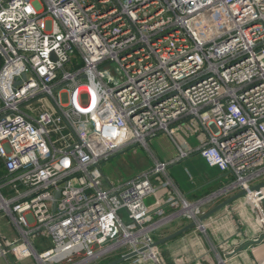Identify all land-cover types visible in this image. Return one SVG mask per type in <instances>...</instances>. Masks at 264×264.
I'll list each match as a JSON object with an SVG mask.
<instances>
[{
	"label": "built area",
	"instance_id": "obj_1",
	"mask_svg": "<svg viewBox=\"0 0 264 264\" xmlns=\"http://www.w3.org/2000/svg\"><path fill=\"white\" fill-rule=\"evenodd\" d=\"M191 120L201 156L232 179L197 200L175 188L176 209L153 221L146 200L155 176L172 184L169 163L118 183L104 165ZM262 182L264 0H0V219L18 233L0 256L101 264L150 246L164 219L204 230L209 205ZM252 195L262 231L227 247L264 264V188Z\"/></svg>",
	"mask_w": 264,
	"mask_h": 264
},
{
	"label": "crops",
	"instance_id": "obj_2",
	"mask_svg": "<svg viewBox=\"0 0 264 264\" xmlns=\"http://www.w3.org/2000/svg\"><path fill=\"white\" fill-rule=\"evenodd\" d=\"M162 137H170L172 139V148L171 150L161 149L159 154L153 150L152 146L157 145ZM203 140L204 133L198 123L194 120L186 121L181 126H178L174 139L170 135L162 133L149 142L148 148L142 146L132 148L137 156L136 158L135 155L132 156V161L137 163V160H141L142 168L140 167L141 170L131 175L122 176V174H117L115 183L152 168L156 160L169 163L167 174L172 184L165 185L168 178L164 174L155 176L153 181L157 190L146 200L152 220L163 219L176 209L174 206L176 202L175 188L189 199L197 200L221 188L232 179L231 175L224 173L219 168L209 166L201 156L199 147ZM138 148L147 150L151 159L145 160L144 157L146 155L141 154ZM179 148L189 153V156L176 160ZM171 169L174 175L170 173ZM253 198L255 197L252 196ZM253 200V203L257 201V199ZM223 201L209 205L206 212ZM248 202L245 197H242L206 219L204 221V230L197 228V226L193 227L182 235L153 248V250H149L145 254H140L121 264H220L223 258L226 259L225 264H260L263 260V255L259 251L242 250L231 256L229 255L230 248L227 247L231 243L233 235L237 232H240L241 236L244 237H253L262 231V227L258 223V213L252 207V204ZM188 224L189 222L183 217H176L170 221L164 219L154 234L155 241L178 231ZM17 235V231L8 222L7 217L1 218L0 239L6 241L16 238ZM34 243L40 250L48 248L51 244L44 233L36 235ZM123 252L119 251L116 255L105 259L101 264L109 263L121 257L124 254ZM151 254H154L156 258L151 256ZM0 264L37 263L33 258L19 260L14 255H11L9 257L0 256Z\"/></svg>",
	"mask_w": 264,
	"mask_h": 264
},
{
	"label": "rangeland",
	"instance_id": "obj_3",
	"mask_svg": "<svg viewBox=\"0 0 264 264\" xmlns=\"http://www.w3.org/2000/svg\"><path fill=\"white\" fill-rule=\"evenodd\" d=\"M64 101H66V96L63 97ZM153 150L158 152L160 154L161 149L171 150L172 148V139L170 137H162L161 141L157 145L152 146ZM139 152L141 154H145L146 157L145 160L151 159V156L147 150L144 148H138ZM145 150V151H144ZM149 154V155H148ZM135 155V158L137 157L136 154H134L133 149L126 150L115 157H113L110 161L106 162L104 165V172L105 176L112 182H116L117 174L123 175H131L132 173L141 170V160H137L136 162H133L132 156ZM149 156V157H148ZM144 168V166H143ZM124 173V174H123ZM171 174L174 175L172 169L170 171ZM125 180V179H123ZM254 196V195H252ZM249 203H253L252 201H249ZM198 228V227H197Z\"/></svg>",
	"mask_w": 264,
	"mask_h": 264
},
{
	"label": "water",
	"instance_id": "obj_4",
	"mask_svg": "<svg viewBox=\"0 0 264 264\" xmlns=\"http://www.w3.org/2000/svg\"><path fill=\"white\" fill-rule=\"evenodd\" d=\"M262 188H264V182L255 185L251 188V190L249 191H240L236 194H234L233 196L229 197L228 199H226L225 201H223L222 203L216 205L215 207H213L212 209H210L208 212H206L204 215H202L200 217V221L204 222L206 219H208L209 217H211L212 215H214L215 213H217L218 211H220L221 209L230 206L232 203L236 202L237 200L241 199L242 197H244L247 193L252 192V191H259ZM59 196V193H57L56 197ZM262 204L264 205V198L262 199ZM196 227V223L195 222H191L188 225H186L185 227L179 229L178 231L160 239L155 241L154 243H152L150 246H146V247H142L139 250L136 251H132L130 253L124 254L121 257L106 263V264H121L124 261H127L131 258H134L140 254H145L146 252H148L149 250H151L152 248H155L163 243H166L180 235H182L183 233H185L186 231L190 230L191 228ZM240 250V249H239Z\"/></svg>",
	"mask_w": 264,
	"mask_h": 264
},
{
	"label": "bare ground",
	"instance_id": "obj_5",
	"mask_svg": "<svg viewBox=\"0 0 264 264\" xmlns=\"http://www.w3.org/2000/svg\"><path fill=\"white\" fill-rule=\"evenodd\" d=\"M156 258V257H155Z\"/></svg>",
	"mask_w": 264,
	"mask_h": 264
}]
</instances>
